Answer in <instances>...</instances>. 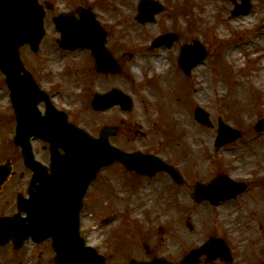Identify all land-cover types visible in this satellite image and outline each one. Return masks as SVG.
<instances>
[{"label": "rangeland", "instance_id": "rangeland-1", "mask_svg": "<svg viewBox=\"0 0 264 264\" xmlns=\"http://www.w3.org/2000/svg\"><path fill=\"white\" fill-rule=\"evenodd\" d=\"M48 1L59 5L57 12L62 10L61 0ZM83 1L96 4L102 23L111 29L109 44L119 52L117 58L124 67L121 75L98 74L87 51H61L52 43L57 34L50 13L46 17L47 36L40 52L33 53L28 46L21 49L26 68L41 87L52 94L55 105L68 112L70 121L96 137L105 126L116 127L120 134L111 138L114 145L126 151L155 146L164 159L189 170L196 179H209L218 171H225L235 180L264 184V134L253 128L256 121L264 117V0H252V11L235 18L230 16L234 8L230 0H156L162 2L166 10L157 16L155 23L147 25L136 21L139 0H69L67 3L73 6ZM164 32L177 33L179 40L185 43L198 39L207 47L208 57L194 69L189 80L182 73L177 56H171L173 62L168 57L176 53L177 47L149 49L151 41ZM160 53L168 60L170 70L158 76L152 58H158ZM130 54H133L131 59ZM169 75L172 79L167 78ZM1 77L3 81L0 74V165L11 161L17 175L0 195V216L16 211L14 197L22 188L24 171L21 150L13 141L16 121L8 103L9 91L5 83H1ZM219 84L222 89H217ZM112 88L132 97L134 107L130 113L120 107L104 113L92 109L93 95ZM197 90L203 91L200 92L202 102L196 100ZM195 104L209 113L211 126L196 121ZM218 119L242 133L240 139L219 150L215 147ZM131 130L145 131L149 137L140 144L130 141L133 140ZM205 134L211 135L210 142L206 141ZM194 136L199 140H191ZM34 147L39 154L43 152V144L34 142ZM120 167L104 172L103 182L94 186L90 212L95 218L86 219L82 227L94 230V236L88 241L110 250H121L129 242L128 231L124 234L118 232L119 229L104 228L98 221L130 207L124 198L130 194L132 182L128 176L121 178ZM110 176L114 177L113 181L104 187V179ZM263 189L264 186H256L252 191L260 194ZM261 198L257 205H262L264 210V196ZM127 215L136 216L131 211L120 216ZM30 248L31 244L15 252L11 245L0 247V264H32L41 252L44 255L38 264H54L50 244L35 247L32 257Z\"/></svg>", "mask_w": 264, "mask_h": 264}, {"label": "water", "instance_id": "water-1", "mask_svg": "<svg viewBox=\"0 0 264 264\" xmlns=\"http://www.w3.org/2000/svg\"><path fill=\"white\" fill-rule=\"evenodd\" d=\"M232 1L235 5L233 16L249 12L250 0H242V5H238L236 0ZM150 5L154 7L149 9ZM155 5L152 0H142L138 16L140 21L154 20V15L162 10V7ZM44 17L45 12L38 0H0V69L7 75V82L12 90L11 96L18 120L15 141L22 147L27 164L36 172L39 171V166L33 158L30 138L35 136L51 143L52 169L57 183L60 184L57 192H60L61 198L64 197L65 200L52 205L48 210L42 205L38 195L26 204L19 199V213L0 218V245H7L12 241L15 248L20 249L30 238L36 243L51 240L57 264H103L97 252L86 246L80 237L79 213L85 189L102 168L117 161L125 163L130 170H140L146 174H154L165 168L175 176L172 171L175 169L166 166L158 158L139 153H123L109 142V137L115 134L114 129H104L100 138L95 139L70 124L65 113L53 108L46 93L34 83L20 59V48L25 44H30L35 52L39 50L45 35ZM72 17L64 14L55 19L58 29L62 32L61 47L66 50L88 49L92 51L100 73H120V66L106 48L107 33L99 26L94 14L86 12L79 21ZM172 37L174 38L173 35ZM172 37L164 35L156 38L153 47L168 43L170 39L173 40ZM206 56V48L196 42L195 46L183 47L180 64L190 73ZM22 71H25L24 75H21ZM43 99L47 100L46 116H41L37 108ZM116 104L130 110L132 101L118 90L105 95L97 94L93 100V107L98 111L107 110ZM196 117L200 122L209 124L208 114L203 110L198 109ZM256 129L264 130V119L257 123ZM238 136L239 132L228 130L221 123L217 145L233 141ZM59 148L65 150V155L54 157V152H58ZM144 162L147 166H144ZM11 171L10 162L0 167V190ZM209 187L212 191L228 192V197L242 191L241 185L234 184L224 177L216 179ZM197 189L203 188L198 186ZM207 190L208 187L204 188V191ZM22 212H26L27 216L23 217Z\"/></svg>", "mask_w": 264, "mask_h": 264}, {"label": "flooded vegetation", "instance_id": "flooded-vegetation-1", "mask_svg": "<svg viewBox=\"0 0 264 264\" xmlns=\"http://www.w3.org/2000/svg\"><path fill=\"white\" fill-rule=\"evenodd\" d=\"M68 1L61 0L62 10L59 12H76L80 7L98 10L96 4H88L89 1L76 3L73 6L68 4ZM43 2L48 7L49 1L43 0ZM54 5L55 8L52 6L53 10H56L59 5L57 3ZM55 10L54 12L47 11V13L53 14ZM98 18L102 21L100 17ZM106 29L110 42L111 29L109 27ZM56 34L57 38H54L52 43L58 45L59 33L56 32ZM183 44H185L184 41L178 40L171 49L180 48ZM112 51L119 56V52L117 53L115 49ZM130 57L132 58L133 54ZM168 57L171 58L170 55ZM136 132V130H131L130 133L136 134ZM118 133L120 134L119 129ZM148 137L146 133L145 137L132 136L133 140H129L140 144ZM151 147L153 148L150 149ZM135 150H141L146 154L161 155L155 146H141L127 151ZM38 155L39 161L48 166L50 151L46 145H43V152ZM118 166H121L122 176L130 177L132 182L129 185L131 187L130 194L124 200L130 204V207H133H124L123 211L118 214L117 223L114 222L115 225L113 223L104 224L102 220V224H104L102 226L110 227L112 230L119 229L118 232L128 231L127 234L125 232L124 234L128 236L129 242L121 250L99 247V244L94 242L96 245L98 244L100 254L105 258L106 264L151 263L156 260H160L163 262L162 264H178L210 239L215 241L213 254L215 258L210 259L203 254L196 257V264H264V210H262V205H257V201L264 196V189L260 191V194L257 193L258 191H252V188L256 186L263 188L262 182L249 183L247 192L241 193L235 199L220 201L219 204L213 205L208 200H195L196 187L199 182H208L223 173L222 171H218L215 176L213 175L209 179H196L189 170L180 168L179 172L184 177V183L176 184L166 172L155 177H147L127 173L121 164ZM45 176L50 179L48 175ZM31 177V171L24 166V171L21 173V192L25 196H28L27 191ZM100 181L102 182V178ZM159 181L165 182L166 185L159 184ZM133 184L136 185L132 186ZM45 195V199L52 196L48 189L45 190ZM256 198L257 200H255ZM87 199L89 198L87 197ZM88 202L90 201L88 200ZM129 211L136 216L133 218H130L129 215L120 216ZM245 213L247 216L242 215ZM90 217L91 215H87V219ZM126 225H129V228L126 229ZM93 236L94 233L90 231L89 237ZM35 247L37 246L31 245V257L34 255ZM43 255L44 253H39L38 259Z\"/></svg>", "mask_w": 264, "mask_h": 264}, {"label": "bare ground", "instance_id": "bare-ground-1", "mask_svg": "<svg viewBox=\"0 0 264 264\" xmlns=\"http://www.w3.org/2000/svg\"><path fill=\"white\" fill-rule=\"evenodd\" d=\"M161 58H162L161 55H159L158 58H154V57L152 58V61L155 62V64L153 65V68L156 72H158L160 74L164 73V71H166V70L168 71L170 69L169 62L167 60H163ZM167 78L172 79L171 75H169ZM263 79H264V73H263ZM222 87L223 86L221 84L217 85V89H222ZM200 92H203V91H199V90L195 91V96L197 98L196 100L198 102H202V99L200 97ZM211 138H212L211 135L205 134V139L207 142H210ZM191 140L196 142L199 139L197 138V136H194V138H192Z\"/></svg>", "mask_w": 264, "mask_h": 264}]
</instances>
